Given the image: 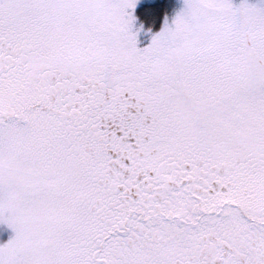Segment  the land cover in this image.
Returning <instances> with one entry per match:
<instances>
[{
  "label": "snow or ice",
  "instance_id": "6c2138e0",
  "mask_svg": "<svg viewBox=\"0 0 264 264\" xmlns=\"http://www.w3.org/2000/svg\"><path fill=\"white\" fill-rule=\"evenodd\" d=\"M137 3L0 0V264H264V0Z\"/></svg>",
  "mask_w": 264,
  "mask_h": 264
},
{
  "label": "trees",
  "instance_id": "16d2710c",
  "mask_svg": "<svg viewBox=\"0 0 264 264\" xmlns=\"http://www.w3.org/2000/svg\"><path fill=\"white\" fill-rule=\"evenodd\" d=\"M178 4V0H142L137 9L139 21L152 29H158Z\"/></svg>",
  "mask_w": 264,
  "mask_h": 264
},
{
  "label": "rangeland",
  "instance_id": "374dc122",
  "mask_svg": "<svg viewBox=\"0 0 264 264\" xmlns=\"http://www.w3.org/2000/svg\"><path fill=\"white\" fill-rule=\"evenodd\" d=\"M141 1L142 0H138L137 7L135 8L134 14L137 17V20L135 21L136 27L141 28L142 26L139 32V36H138L140 46H145L146 44L150 43L152 35L162 28L164 21L161 24V26H159L158 29H152L148 27L146 24L140 22L138 14H137V9ZM178 1H179L178 6L174 9V11L171 14L167 16V19L169 20V22H171L176 12L183 6V0H178ZM11 234H12V230L10 228H8L6 225L0 224V242L6 241L11 236Z\"/></svg>",
  "mask_w": 264,
  "mask_h": 264
}]
</instances>
